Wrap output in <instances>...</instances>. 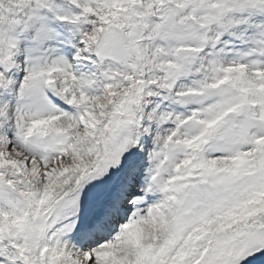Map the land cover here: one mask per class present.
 Wrapping results in <instances>:
<instances>
[{
    "label": "snow or ice",
    "instance_id": "snow-or-ice-1",
    "mask_svg": "<svg viewBox=\"0 0 264 264\" xmlns=\"http://www.w3.org/2000/svg\"><path fill=\"white\" fill-rule=\"evenodd\" d=\"M0 264H264V0H0Z\"/></svg>",
    "mask_w": 264,
    "mask_h": 264
}]
</instances>
